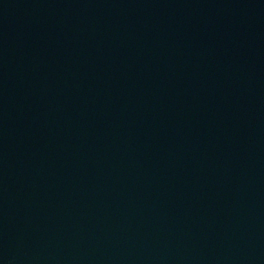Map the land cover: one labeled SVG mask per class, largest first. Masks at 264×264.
Returning <instances> with one entry per match:
<instances>
[{"label":"water","instance_id":"obj_1","mask_svg":"<svg viewBox=\"0 0 264 264\" xmlns=\"http://www.w3.org/2000/svg\"><path fill=\"white\" fill-rule=\"evenodd\" d=\"M0 264H264V0H0Z\"/></svg>","mask_w":264,"mask_h":264}]
</instances>
